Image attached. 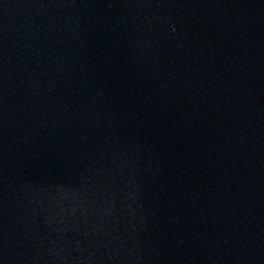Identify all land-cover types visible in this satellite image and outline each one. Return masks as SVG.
I'll return each instance as SVG.
<instances>
[{
    "label": "water",
    "instance_id": "1",
    "mask_svg": "<svg viewBox=\"0 0 264 264\" xmlns=\"http://www.w3.org/2000/svg\"><path fill=\"white\" fill-rule=\"evenodd\" d=\"M0 264H264V0H0Z\"/></svg>",
    "mask_w": 264,
    "mask_h": 264
}]
</instances>
